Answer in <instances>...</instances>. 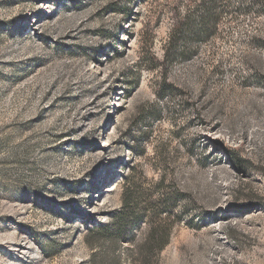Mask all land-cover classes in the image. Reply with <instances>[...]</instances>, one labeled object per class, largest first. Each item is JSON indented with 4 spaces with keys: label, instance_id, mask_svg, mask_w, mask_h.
<instances>
[{
    "label": "rangeland",
    "instance_id": "374dc122",
    "mask_svg": "<svg viewBox=\"0 0 264 264\" xmlns=\"http://www.w3.org/2000/svg\"><path fill=\"white\" fill-rule=\"evenodd\" d=\"M208 1L0 0V264H94L131 174L187 193L159 264H264V0H214L215 35L163 62Z\"/></svg>",
    "mask_w": 264,
    "mask_h": 264
},
{
    "label": "trees",
    "instance_id": "16d2710c",
    "mask_svg": "<svg viewBox=\"0 0 264 264\" xmlns=\"http://www.w3.org/2000/svg\"><path fill=\"white\" fill-rule=\"evenodd\" d=\"M205 4L198 8L201 17L197 21L187 16L183 21H172L163 48L164 63L190 58L193 51L186 48L187 43L208 41L215 35L220 21V14L216 12L218 5L214 0ZM180 45L182 47L179 50ZM158 91L160 97L166 94L179 98L189 96V92L180 90L167 79L163 80ZM162 147L167 149L166 145ZM131 177L132 174L124 178L119 211L113 214L107 224L96 222L92 229L87 230L86 245L92 252L100 247L99 254L104 255L94 259V264H124L125 260L128 264H159L160 254L170 245L172 229L168 224H161L160 217L165 215L168 221L169 212L187 193L168 187L170 183H166L165 175L160 176L151 191L143 185L132 187L129 183ZM140 222L144 224L143 229L133 233V227Z\"/></svg>",
    "mask_w": 264,
    "mask_h": 264
}]
</instances>
